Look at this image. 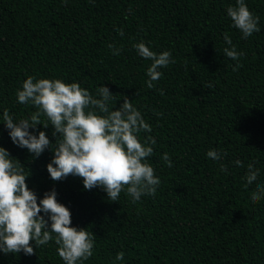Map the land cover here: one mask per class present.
I'll return each instance as SVG.
<instances>
[{
  "label": "trees",
  "instance_id": "16d2710c",
  "mask_svg": "<svg viewBox=\"0 0 264 264\" xmlns=\"http://www.w3.org/2000/svg\"><path fill=\"white\" fill-rule=\"evenodd\" d=\"M245 3L260 31L242 39L227 15L236 0H0V146L24 165L38 201L55 189L72 225L95 234L83 264H264V199L251 200L264 184V0ZM226 32L246 53L239 61L223 54ZM141 41L175 61L160 69L154 88L146 74L152 61L132 47ZM29 75L78 82L93 95L106 85L116 108L125 95L131 99L156 139L147 158L161 180L155 196L133 203L122 191L109 201L80 177L53 181L51 149L34 157L13 143L3 110L14 120L37 110L16 96ZM41 130L55 142L51 125L30 129ZM211 149L222 153L220 161L207 157ZM165 152L172 167L161 159ZM249 163L260 174L245 188ZM57 247L53 240L32 255L0 251V264H64Z\"/></svg>",
  "mask_w": 264,
  "mask_h": 264
},
{
  "label": "clouds",
  "instance_id": "9594fccd",
  "mask_svg": "<svg viewBox=\"0 0 264 264\" xmlns=\"http://www.w3.org/2000/svg\"><path fill=\"white\" fill-rule=\"evenodd\" d=\"M227 15L232 26L242 33V39L260 31L259 17L252 13L245 0H236L234 6L227 8ZM118 31L124 35L123 29ZM224 41L230 46L223 49L226 57L239 61L246 55L237 50L227 32ZM132 47L140 57L152 61L146 74L149 77L147 87L154 88L153 82L163 75L160 69L175 62L171 52L165 50L158 54L143 41ZM109 48L113 55L121 54V49L114 45ZM240 66L238 62L234 70ZM16 96L20 104H31L37 110L29 118L14 120L5 108L2 121L13 143L26 148L34 157L51 149L54 156L47 164V171L53 181L69 175L80 177L86 190L100 187L109 201H119L122 191L133 203L142 196H155L161 180L147 158L153 155L152 145L156 144V139L151 135V125L126 95L116 108V104L110 103L114 94L106 85L99 86L93 95L78 82L37 79L29 75L17 89ZM41 117L46 118L45 121L42 122ZM41 124L44 129L49 125L53 127L55 142L43 130L38 135L30 131ZM142 132L149 134L143 142ZM206 155L216 161L222 159V153L215 149ZM161 159L168 167L173 166L169 153H163ZM236 164L243 166L239 160ZM220 170L227 172V167L221 164ZM259 174L260 170L249 163L244 187L256 182ZM28 176L24 165L0 146V251L5 254L23 251L32 255L36 248L54 240L64 264H83L93 255L95 234L72 225L71 211L58 201L55 189L46 192L38 201L37 194L27 184ZM261 199H264V184H258L251 194L253 203ZM124 256L121 251L115 259L123 261Z\"/></svg>",
  "mask_w": 264,
  "mask_h": 264
}]
</instances>
